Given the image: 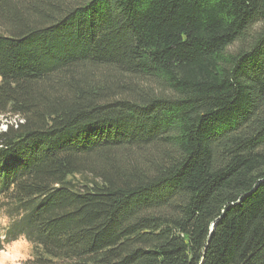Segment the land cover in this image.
Instances as JSON below:
<instances>
[{
  "label": "trees",
  "instance_id": "obj_1",
  "mask_svg": "<svg viewBox=\"0 0 264 264\" xmlns=\"http://www.w3.org/2000/svg\"><path fill=\"white\" fill-rule=\"evenodd\" d=\"M0 119L28 264H264V0H0Z\"/></svg>",
  "mask_w": 264,
  "mask_h": 264
},
{
  "label": "clouds",
  "instance_id": "obj_2",
  "mask_svg": "<svg viewBox=\"0 0 264 264\" xmlns=\"http://www.w3.org/2000/svg\"><path fill=\"white\" fill-rule=\"evenodd\" d=\"M12 222L11 218L7 216L6 211L0 210V264H28L29 261H34L35 256L29 254L21 257H13L9 250L20 242V237L15 240H8L7 229ZM24 243L29 249L32 247V241L23 236Z\"/></svg>",
  "mask_w": 264,
  "mask_h": 264
},
{
  "label": "rangeland",
  "instance_id": "obj_3",
  "mask_svg": "<svg viewBox=\"0 0 264 264\" xmlns=\"http://www.w3.org/2000/svg\"><path fill=\"white\" fill-rule=\"evenodd\" d=\"M3 121L4 120L0 119V129L4 128ZM19 237L21 238L20 242L17 243L14 247H12L9 250L10 255L13 256V257H21V256H24V255L31 254L32 247H31V249H29L28 246L24 243L23 237L22 236H19Z\"/></svg>",
  "mask_w": 264,
  "mask_h": 264
}]
</instances>
